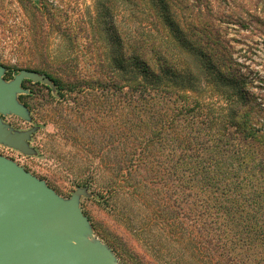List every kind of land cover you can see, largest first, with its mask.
<instances>
[{
	"label": "trees",
	"instance_id": "16d2710c",
	"mask_svg": "<svg viewBox=\"0 0 264 264\" xmlns=\"http://www.w3.org/2000/svg\"><path fill=\"white\" fill-rule=\"evenodd\" d=\"M20 3L22 60L7 75L52 83L43 87L63 109L58 137L86 166L76 179L104 180L105 202L132 228L135 254L103 233L121 262L264 264V100L254 91L264 80L236 56L209 1L99 0L84 29L91 74L77 57L49 59V29L61 28L53 8ZM0 12L9 17L3 0ZM104 105L113 124L120 106L122 122L100 134Z\"/></svg>",
	"mask_w": 264,
	"mask_h": 264
},
{
	"label": "rangeland",
	"instance_id": "374dc122",
	"mask_svg": "<svg viewBox=\"0 0 264 264\" xmlns=\"http://www.w3.org/2000/svg\"><path fill=\"white\" fill-rule=\"evenodd\" d=\"M3 1L5 9L9 11V17L6 19L0 12V23H4V25H0V65L5 69L3 80L8 82L16 74L8 76L5 67L15 66L22 60L18 50L21 49L19 42L21 11L23 10L20 0ZM41 1L47 7L53 8L56 21L61 25L60 31L49 29L50 34L47 40L49 59L57 64L62 60L77 57L78 69L91 74L93 66L89 64V59L95 56V51L89 47L91 41L89 37H86L84 29L86 28L85 23L89 22V16L94 14L95 5L99 3V0ZM208 1L210 11L215 15L218 13L220 16L221 23L223 22L221 25L229 27L228 37L235 40L233 45L237 52L236 56H240L241 62L264 80V0ZM239 19L247 25V31H242L235 25ZM8 27L11 28V33L3 32V29ZM67 36L70 37V41ZM101 51L104 54L108 50L101 48ZM43 86L28 80H24L22 83L25 93L18 95V101L27 108L30 121H24L12 115L2 118L3 122L14 131L25 132L34 129L28 145L35 154L24 155L0 144V155L14 161L33 176L44 181L62 199H69L78 188L86 189V195H81L79 198V206L89 222L92 238L108 246L115 255L117 264H123L119 255L103 238V233L117 244L125 246L126 253L135 254L139 252V248L135 246L132 249L129 248V245H132L135 240L131 236L132 228L128 227V229L122 230L116 219V210L111 202L109 204L105 202L106 197L101 187L104 180L90 182L86 177L76 179L77 174L86 166L76 156L77 147L72 142L64 141L58 137L60 131L56 122L58 114H61L60 111L63 109L61 105H57L52 100L53 96H49ZM254 86H259L254 91L260 94L264 100V82H257ZM73 107L76 108L75 105ZM108 108L109 105H104L98 114L101 116L98 123L100 128H97V132L100 134H106V131L108 133L110 125L122 122L121 107L119 106L117 114H114L117 117L114 124L108 119ZM89 109L96 113L99 112L93 105ZM56 110L59 113H55ZM118 148H121L120 145ZM131 208L128 211L132 220L138 221L141 213L137 209L138 206L134 205Z\"/></svg>",
	"mask_w": 264,
	"mask_h": 264
},
{
	"label": "water",
	"instance_id": "95a60500",
	"mask_svg": "<svg viewBox=\"0 0 264 264\" xmlns=\"http://www.w3.org/2000/svg\"><path fill=\"white\" fill-rule=\"evenodd\" d=\"M4 72L0 65V144L33 155L28 141L34 129L14 131L2 118L30 121L27 108L18 101L25 93L24 80L54 87L44 74L21 70L6 82ZM81 195L86 189L62 199L44 181L0 155V264H117L111 249L92 238L79 206Z\"/></svg>",
	"mask_w": 264,
	"mask_h": 264
}]
</instances>
